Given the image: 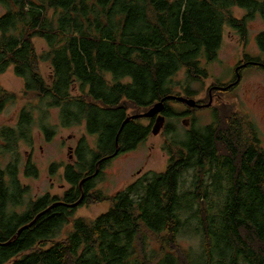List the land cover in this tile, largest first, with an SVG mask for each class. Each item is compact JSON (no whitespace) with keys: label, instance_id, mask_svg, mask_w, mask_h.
I'll return each mask as SVG.
<instances>
[{"label":"trees","instance_id":"16d2710c","mask_svg":"<svg viewBox=\"0 0 264 264\" xmlns=\"http://www.w3.org/2000/svg\"><path fill=\"white\" fill-rule=\"evenodd\" d=\"M0 7V76L13 68L27 102L17 125L0 129V264H264V146L253 124L228 107L202 101L215 109L213 123L164 146L165 172L113 196L95 193V203H111L108 212L87 221L75 219L71 207L93 196L94 175L108 158L136 150L151 135V126L128 118L175 95L179 72L187 85L207 79L225 29L245 40L248 22L264 18V0H0ZM236 8L246 17L236 18ZM37 39L47 45L42 53ZM257 44L262 56L238 68L258 63L264 71V32ZM183 92L194 97L191 88ZM19 99L0 84V115ZM170 102L178 101L164 103L166 117L181 118L168 113ZM59 126H85L97 148L84 137L76 164L65 166L71 188L63 199L42 197L20 214L29 194L21 150L34 147L37 128L51 140ZM25 173L37 177L39 168L30 161ZM182 235L199 238L201 250H181Z\"/></svg>","mask_w":264,"mask_h":264},{"label":"rangeland","instance_id":"374dc122","mask_svg":"<svg viewBox=\"0 0 264 264\" xmlns=\"http://www.w3.org/2000/svg\"><path fill=\"white\" fill-rule=\"evenodd\" d=\"M3 13L4 9L0 7V16ZM234 15L238 19H243L246 17V12L236 8L234 9ZM262 32H264V18L260 14H257L256 18L248 22V35L245 40L238 32L227 27L217 60L207 66V79L203 82H192L187 85L185 73L179 72L172 78V81L180 84L173 96L187 98L183 91L186 88H191V94L194 97L189 98L196 100L199 105H203L202 101H207V104L213 102L212 107L215 109L221 106L228 107V110L232 113L245 118L253 124V131L257 133L264 146V71L254 66L243 70L240 68V74H237L239 76L236 75L240 62L247 59L254 62L262 56L257 44V36ZM35 43L39 53L47 49L44 41L37 39ZM41 68L44 76L49 77L51 72L49 65L42 64ZM0 84L6 91L20 97L17 103L10 104L0 115V129L8 126L15 127L19 121L21 111L27 104L23 98L25 82L18 78L13 68H11L0 76ZM232 84L235 85L231 86ZM230 86L228 93L223 91L213 92V90L224 89L225 87L227 89ZM76 96H79L78 92ZM211 99L213 100L211 101ZM167 107L170 115L172 113L177 115L185 112L190 114L181 118H168L166 129L158 135L152 134L155 122L143 120V118L140 119L142 124L151 126V135L136 150L123 152L110 161L99 173V176L98 172L94 175L98 179L96 178L97 181L92 192L93 196L83 205L82 202H78V205L74 207L75 219L93 221L109 211L111 203H95V193L102 192L105 195L113 196L119 191L138 183L143 177L151 173L160 174L165 172L170 160L168 151L164 149V146L169 141H174L175 136L177 138L186 137L189 135L188 131L194 127L199 130V127H207L214 121V108L199 109V111L194 112V116L192 111L184 107L182 103L170 102ZM145 113L134 114L129 118ZM59 115L60 111L58 109L53 110L52 122L54 124L59 125ZM188 117L190 122L186 120ZM84 137L87 138L92 150H95L97 148V137L90 136L85 126L74 128H62L59 126L56 135L51 140H47L45 135L41 134L38 128L36 129L34 147L21 150L20 177L24 185L29 188V194L25 200L26 205L36 202L45 196H50L52 199H63L65 192L71 188L65 178V166H74L76 164L77 157L74 150L79 148ZM11 159V156L7 155L4 161L9 162ZM30 161L39 168L37 177L26 178L25 176L26 166ZM53 165H59V167L52 170L51 167ZM192 180L193 175L191 174L184 177L185 189L189 188ZM27 208L28 205L18 209V212L22 214L27 211ZM70 228L71 226L63 230L58 240L64 239L68 235ZM179 244L180 249L183 251L193 250L199 252L201 250V240L192 235H182Z\"/></svg>","mask_w":264,"mask_h":264},{"label":"water","instance_id":"95a60500","mask_svg":"<svg viewBox=\"0 0 264 264\" xmlns=\"http://www.w3.org/2000/svg\"><path fill=\"white\" fill-rule=\"evenodd\" d=\"M253 64L254 65H258V63H253ZM243 67H246V65L241 66L239 68H243ZM239 68L237 69V72H239V70H240ZM234 85L235 84H232L231 86H234ZM231 86L229 88H231ZM169 100H174V101L181 102L183 104L188 105L190 108H193V109L197 108L198 105H199L197 103V101L192 99V98H184V97H180V96L171 95V96L167 97L166 99H164L163 101L154 104V106L152 108H150L145 114L138 115V116H133V117L129 118L127 122H129L131 119H142V118L154 119V118H156L155 125L153 126V129H152V134L153 135L160 134L165 129V125H166V117L163 114L164 109H165V104L164 103L166 101H169ZM212 100L213 99H211V101ZM212 105H213V102H210L208 105H206V107H210ZM60 204H63V203H58L56 205H60ZM77 205H78V203L76 205L71 206V207L74 208ZM55 206H52L51 208H53ZM43 214L44 213L39 215L37 218H40ZM31 225L24 227L23 229H21V231L28 229Z\"/></svg>","mask_w":264,"mask_h":264},{"label":"flooded vegetation","instance_id":"af4514ba","mask_svg":"<svg viewBox=\"0 0 264 264\" xmlns=\"http://www.w3.org/2000/svg\"><path fill=\"white\" fill-rule=\"evenodd\" d=\"M256 66V65H255ZM237 72V71H236ZM237 74H240V72H237L236 73V75ZM237 76H239V75H237ZM201 108H206L205 107V105L203 104V105H198V107L197 108H195V109H201ZM167 112H163V114H164V116L166 117V114ZM186 113L187 112H185V113H182V114H179L180 116H182V117H184V116H187L186 115ZM188 114H190V113H188ZM156 120V118H154V119H151L150 121H153V122H156L155 121ZM186 120H188L189 122H190V118L188 117V118H186ZM167 121H168V118L166 117V124H167ZM191 121H192V119H191ZM166 126V125H165ZM74 153H75V156H76V149L74 150ZM123 153V150L115 157V158H117L119 155H121ZM114 158H111L110 160L112 161Z\"/></svg>","mask_w":264,"mask_h":264},{"label":"bare ground","instance_id":"6f19581e","mask_svg":"<svg viewBox=\"0 0 264 264\" xmlns=\"http://www.w3.org/2000/svg\"><path fill=\"white\" fill-rule=\"evenodd\" d=\"M209 104V103H208ZM192 110V109H191ZM119 154V151L117 150L116 153L113 155V157H110L108 159H111V158H115L117 155Z\"/></svg>","mask_w":264,"mask_h":264}]
</instances>
